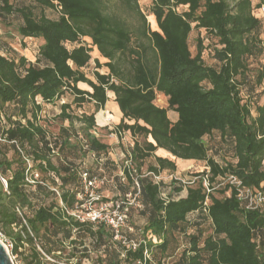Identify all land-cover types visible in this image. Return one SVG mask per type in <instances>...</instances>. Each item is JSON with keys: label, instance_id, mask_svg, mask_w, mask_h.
<instances>
[{"label": "trees", "instance_id": "16d2710c", "mask_svg": "<svg viewBox=\"0 0 264 264\" xmlns=\"http://www.w3.org/2000/svg\"><path fill=\"white\" fill-rule=\"evenodd\" d=\"M18 1L0 0V20L17 12L19 35L43 42L36 62L12 57L0 46V229L12 240V251L29 246L26 264H62L68 245L69 264H137L146 250V264H264V210L243 207L229 183L215 191L219 179L231 174L246 186L264 183V62L250 66L251 57L264 55L263 20L254 14L264 0H153L146 10L139 0H115L114 6L112 0ZM45 8L58 10V17ZM195 28L218 38V65L205 62L200 36L192 53ZM93 47L107 61L95 58L88 73ZM102 66L109 71H99ZM245 83L250 99L242 94ZM109 93L120 110L116 131L143 137L125 149L130 163L124 165L126 182L119 183L122 203H112L127 215L118 232L106 219H92V212L74 211L86 202L78 194L94 177L106 178L98 172L111 162L110 145L94 133ZM159 93L167 107L155 103ZM64 97L70 99L60 104L53 132L41 121L42 102ZM170 110L178 113L176 121ZM225 145L231 159L209 154L215 147L218 155ZM160 148L169 155H156ZM89 155L95 167L85 166ZM176 159L206 162L185 196L183 183L174 180L165 192V181L155 180L165 170L176 171ZM133 198L143 206L141 224L133 219ZM207 218L212 232L205 235ZM180 234L188 245L168 262Z\"/></svg>", "mask_w": 264, "mask_h": 264}, {"label": "rangeland", "instance_id": "374dc122", "mask_svg": "<svg viewBox=\"0 0 264 264\" xmlns=\"http://www.w3.org/2000/svg\"><path fill=\"white\" fill-rule=\"evenodd\" d=\"M153 0H139L140 6L143 9H147L148 6L152 4ZM260 0H253L254 4L259 3ZM18 5H24V4H30V1L28 0H19ZM116 3L115 0H112L110 3L112 6H114ZM258 8H255L256 13H260L257 11ZM37 10H40V7L37 8ZM45 13L52 18H57L59 15L58 10L51 9V8H45ZM263 20V26L261 29V38L264 40V16H260ZM21 16L15 12L11 15H9L5 20H0V46L3 49V53H6L12 57H20L21 55H24L28 58L29 61L36 62L39 47L42 44V39H34V38H23L21 35H19L17 31V25L21 22ZM132 22H136L135 18H131ZM148 21L150 22V26L152 29H157V24L154 22V17L148 16ZM200 36L204 39V43L206 46V49L203 53V57L205 62L208 65H218V60L215 57V48L219 46L217 43L218 38L213 36L211 33L207 32L204 29L198 30L193 29L190 35V48L193 54H196L197 52V37ZM84 42L88 44L89 46L92 44V41L90 38H83ZM72 45L69 44V47ZM92 59L88 67H86L84 70L88 73H91L95 68V58L99 57L101 62L107 61V59L103 58L98 51H96V48L93 47V50L91 52ZM250 66L252 68L259 66L262 62H264V55H260L259 57H251L250 58ZM99 71L102 73L108 72L109 69L105 66H102L101 68H98ZM85 85H83L84 87ZM242 94L244 95L245 99L248 98V90L246 83L242 85ZM110 100L108 101L105 109L101 112V117H98L97 119V128L94 133L102 138L103 141L108 143L110 145V151L108 157L110 158V164L103 165V168L100 169L98 172V175L100 172L105 174L106 178L104 179V182H94L91 187H85L84 193H79L78 197L80 199H85V203L81 205L78 209L74 210L77 213H87L92 212L94 213H100L102 215V218L107 219V217L111 218L113 213L115 212V209L112 208V203H115V200L118 199V203H122L120 200L121 196L119 195V183L126 182L124 176V165H127L130 163L129 160H126V154L125 149H130L136 140L143 141V137L134 136L130 132H122V134H119V132L116 131L117 124L119 123L118 117H120V110L118 107V104L114 101V95L112 93H109ZM70 99V97H64L62 100L58 101L56 104L48 103L45 104L42 102L43 109L40 113L41 115V121L42 123H45L51 129L53 132H57L59 129V125L54 123V116L60 111V104L66 100ZM41 101V99L39 98ZM155 103L162 107H167V97L159 93L157 95V98L155 99ZM81 109L78 110V112ZM81 112V111H80ZM177 113L175 111H169L170 117L173 119V113ZM255 113V112H254ZM178 114V113H177ZM111 116L112 119H107V117ZM68 121L65 122L66 125H68ZM106 123V124H104ZM208 144L211 145L212 141L208 138ZM214 140L218 141L219 137L216 135ZM211 147V146H210ZM217 151L215 150V147L212 148V150L209 151L210 155H216V158L220 161L226 159L232 158V152L227 147V145L223 146L222 149L218 150V155L216 154ZM169 155V154H167ZM177 163V169L174 172H171L170 170H165L160 174V177L165 181V192H168L173 188V185H171L172 181H177L178 183L181 182L185 184L183 181H188L192 179L197 178V174L203 172L206 169V162L205 161H188L183 159H176ZM96 160L93 157V155H89L85 158V166L86 167H95ZM142 172L147 173V164H144L142 166ZM177 177V178H176ZM34 178H38L37 174H34ZM118 178H121L120 180ZM107 179V180H106ZM156 180V178H155ZM227 184L226 179H219V181L215 184L216 190L224 187ZM30 189L35 190L36 184L32 181V186ZM86 191L89 193L85 194ZM230 191L228 192V194ZM187 194V189L184 188V190L180 193V195L185 196ZM90 196H92L90 198ZM130 196V195H129ZM99 197L107 198V199H113V201H110L108 203H103L101 200H97ZM101 198V199H103ZM95 199V200H94ZM51 200L50 198H47V202ZM131 204L135 208L133 211V219L138 223L141 224L145 221L144 217L139 214V210L143 207L142 204H138V200H135L134 198L131 199ZM192 219H194L197 215L191 214L190 215ZM202 227L204 229L205 235L212 232L211 227V221L207 218L202 221ZM192 231V230H191ZM0 239L3 240L4 243L8 244L9 251L12 253V255L15 258L16 264H26L25 257L30 253L29 246H25L23 248L19 249V252H13L11 248V244H13L12 240L5 235V233L0 229ZM180 246L176 250L174 257L168 258L166 261L171 262L176 257H178L181 252L184 250V248L188 245L186 238L181 236L180 234V240H179ZM71 246L68 245L67 251L63 254V257L60 259L62 264H69L70 262L67 260L68 258V251H70ZM92 255L95 257L96 253L93 252ZM46 259L50 261H55V258L52 256L45 255ZM72 262H75L72 261ZM90 261L87 259H84L83 264H89Z\"/></svg>", "mask_w": 264, "mask_h": 264}, {"label": "built area", "instance_id": "2783aa9c", "mask_svg": "<svg viewBox=\"0 0 264 264\" xmlns=\"http://www.w3.org/2000/svg\"><path fill=\"white\" fill-rule=\"evenodd\" d=\"M257 11H259L260 13H256L254 10V14L256 16H258V17H260L261 15L264 16V4H262L260 7H258ZM119 134H122V133H119ZM208 172H209V170H208ZM83 176L86 179L87 173H84ZM155 178H156L157 182H159L162 179L159 175H155ZM2 179L5 182V179L4 178H2ZM222 179H226L227 183H229L231 185V187L236 190L237 198L239 199V201L241 202V205L243 207H245L246 209H249V210H258V209L264 210V184L260 188L246 186L243 184V182L237 176L232 175V174L228 175L226 178H222ZM99 181L104 182V179L94 177L93 183L99 182ZM194 181H195V179L183 181L185 183L184 184L185 188L188 184H191ZM203 183H204V186L206 187L208 192H210L213 189L210 186L209 174H206L203 177ZM137 186H138V190L135 194V197H139V194H140V188H139L138 183H137ZM208 203H209V198H207L205 201L206 205H208ZM138 204L141 205L140 201H138ZM97 218H102V215L100 213L99 214L94 213L92 215V219H97ZM126 218H127V215L124 212L116 209L115 212L113 213L112 217L111 218L107 217L106 220L118 232L120 226L125 224ZM1 241L3 242V240H1ZM4 245L6 246L7 250L9 251L8 244L4 243ZM129 245H131V244H129ZM137 246H138V243H135V242L132 243L133 248H136ZM11 248L13 249V244H11ZM9 253H10V256L13 260V263L16 264L14 256L12 255V253L10 251H9ZM147 258H150V254L146 250L145 251V260L138 261L137 264H146L145 262H146Z\"/></svg>", "mask_w": 264, "mask_h": 264}, {"label": "water", "instance_id": "95a60500", "mask_svg": "<svg viewBox=\"0 0 264 264\" xmlns=\"http://www.w3.org/2000/svg\"><path fill=\"white\" fill-rule=\"evenodd\" d=\"M7 185V184H6ZM0 264H14L4 243L0 240Z\"/></svg>", "mask_w": 264, "mask_h": 264}, {"label": "crops", "instance_id": "0c3cea01", "mask_svg": "<svg viewBox=\"0 0 264 264\" xmlns=\"http://www.w3.org/2000/svg\"><path fill=\"white\" fill-rule=\"evenodd\" d=\"M83 85H85V84H81V86L83 87ZM86 87V85L84 86V88ZM103 111V110H102ZM170 111H172V110H170ZM173 113V119L170 117V115H169V112H168V115H169V117H170V119L172 120V121H176L177 119H178V114L177 113H174V112H172ZM118 119L120 120V117H118ZM104 124H106V123H104ZM155 154L156 155H162V156H166L167 154H169V152H167L165 149H162V148H160V149H158L156 152H155ZM264 184V183H263Z\"/></svg>", "mask_w": 264, "mask_h": 264}, {"label": "bare ground", "instance_id": "6f19581e", "mask_svg": "<svg viewBox=\"0 0 264 264\" xmlns=\"http://www.w3.org/2000/svg\"><path fill=\"white\" fill-rule=\"evenodd\" d=\"M98 117H101V112H99ZM108 119H112V117L108 115L106 120H108Z\"/></svg>", "mask_w": 264, "mask_h": 264}]
</instances>
